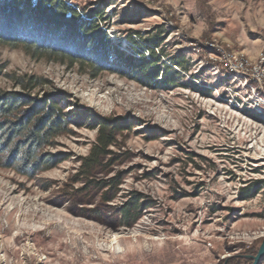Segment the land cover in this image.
I'll use <instances>...</instances> for the list:
<instances>
[{
    "label": "rangeland",
    "instance_id": "1",
    "mask_svg": "<svg viewBox=\"0 0 264 264\" xmlns=\"http://www.w3.org/2000/svg\"><path fill=\"white\" fill-rule=\"evenodd\" d=\"M63 1L104 9L111 58L131 65L92 78L0 46V89L39 77L38 96L65 93L83 119L47 150L65 156L54 169H0V264H251L264 239V186L248 196L264 181V0ZM147 37L165 70L150 82L136 69L151 61ZM234 57L244 71H230ZM94 119L122 130L87 171ZM135 198L139 218L121 226Z\"/></svg>",
    "mask_w": 264,
    "mask_h": 264
},
{
    "label": "trees",
    "instance_id": "2",
    "mask_svg": "<svg viewBox=\"0 0 264 264\" xmlns=\"http://www.w3.org/2000/svg\"><path fill=\"white\" fill-rule=\"evenodd\" d=\"M104 14V9L81 11L63 0H0V46L20 49L33 60L77 66L92 78L102 73H118L121 67L131 65V58H111ZM159 42L155 37L144 38L142 42L151 61L142 59L136 69L138 75L149 82L157 80L159 73L165 71L157 67L159 58L155 52H158ZM172 63L182 69L181 63ZM173 74L177 75L176 72ZM9 80L19 90L0 89V169L34 180L65 161L62 154L53 155L47 150L55 146L57 138L69 134L74 118L78 122L83 119L74 115L75 105L65 107L68 99L65 93L57 91L38 96L36 91L47 84L45 80L28 75H14ZM170 83V79L166 81V84ZM67 108L70 110L65 111ZM91 124L98 128L99 134L97 145L85 160L87 171L97 164L105 149L113 145L115 133L122 130L119 124L111 121L94 119ZM256 185L249 197L257 194L264 181H258ZM138 202L135 198L121 206V226L130 227L136 223Z\"/></svg>",
    "mask_w": 264,
    "mask_h": 264
},
{
    "label": "built area",
    "instance_id": "3",
    "mask_svg": "<svg viewBox=\"0 0 264 264\" xmlns=\"http://www.w3.org/2000/svg\"><path fill=\"white\" fill-rule=\"evenodd\" d=\"M226 61L229 64L230 71L233 73L242 72L248 66L247 61L243 60V58L238 59L237 57H234L233 59L230 58ZM258 63V68L264 70V47H262L258 53Z\"/></svg>",
    "mask_w": 264,
    "mask_h": 264
},
{
    "label": "water",
    "instance_id": "4",
    "mask_svg": "<svg viewBox=\"0 0 264 264\" xmlns=\"http://www.w3.org/2000/svg\"><path fill=\"white\" fill-rule=\"evenodd\" d=\"M264 257V239L255 256H249L247 259L251 261V264H259L261 259Z\"/></svg>",
    "mask_w": 264,
    "mask_h": 264
}]
</instances>
